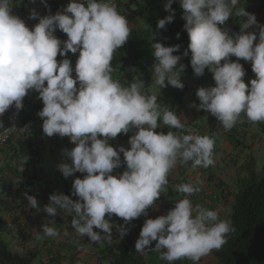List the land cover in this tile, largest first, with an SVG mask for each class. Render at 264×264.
I'll return each instance as SVG.
<instances>
[{"label": "clouds", "instance_id": "9594fccd", "mask_svg": "<svg viewBox=\"0 0 264 264\" xmlns=\"http://www.w3.org/2000/svg\"><path fill=\"white\" fill-rule=\"evenodd\" d=\"M172 3L167 0L164 4L170 14L158 21L159 29L173 21ZM179 3L190 39L191 67L198 77L208 68L216 83L197 90L201 102L198 108L219 120L225 130H230L242 113L253 123L264 122V25H258L255 15L244 8H235L238 0ZM12 7L11 0H0V116L13 104L17 110L22 109L29 90L37 91L44 105L37 113L43 120V133L48 137H69L75 145L70 151L65 150L70 163H60L59 171L65 178L76 172L86 173L72 184V196L78 199L63 193L50 194L43 211L50 216L58 211L74 213L72 227L90 241H100L101 234L110 241L113 227L123 238L129 229L110 223V218L115 214L127 224L142 214L147 216L146 210L161 196L178 160L192 161L194 166L204 168L215 164V135L156 132L161 118L168 128L183 129L182 116L169 107L161 113L157 95L142 93V79L134 78L125 87L112 78L113 54L130 36L129 22L118 13L113 0H70L62 11L43 17L33 10L30 18L39 22L31 30L12 13ZM233 9L235 16L248 19L242 24L241 33L230 35L220 25L233 15ZM253 25L259 27L258 37L256 32L243 31ZM57 29L67 35V40L54 35ZM180 47L153 44L152 73L160 88L184 87L180 79L185 69L179 63L182 56L173 55ZM69 51H79L74 69L67 58ZM58 54L64 57L59 62ZM232 56L251 61L256 78L250 86L243 80L242 64L239 59L230 60ZM131 128L138 131L130 136L129 148L120 146L117 150L108 143L110 138L127 134ZM120 153L127 170L122 175H112L121 166ZM28 159L25 155L20 161L22 172ZM177 190L187 195L166 215L146 219L135 249L152 250L155 241V250H165L161 259L169 264L182 258L198 264L211 250L221 248L234 228L230 221L220 220L217 211L193 205L188 197L200 191L199 187L184 183ZM25 196L29 205L36 208L35 197ZM42 232L50 237L59 235L47 224L42 226ZM42 238L37 232L36 239Z\"/></svg>", "mask_w": 264, "mask_h": 264}, {"label": "crops", "instance_id": "0c3cea01", "mask_svg": "<svg viewBox=\"0 0 264 264\" xmlns=\"http://www.w3.org/2000/svg\"><path fill=\"white\" fill-rule=\"evenodd\" d=\"M62 1L44 0L41 3L38 1L35 6L36 12L39 13L40 11L41 13L43 9L56 7ZM117 1L121 9H125L129 29L142 26L140 24L141 20L136 17V13L147 10L151 5H156V7L159 5L157 0ZM235 8H244L245 12L255 15L258 25H264V0H238ZM234 12L235 9H233V15L225 23L231 28H235V34H239L242 31V24L247 22L248 17H237ZM243 31L256 32L258 37L259 27L253 25L247 29H243ZM54 35L61 41L67 40V35L61 30L55 31ZM256 42H258V39L254 43ZM61 46L63 47V45ZM78 55L79 51L75 54L69 51L67 58L71 60L72 64H75ZM63 58L58 54L56 59L59 62ZM237 59H239L242 66L252 65L251 61H245L242 58L234 56L230 57V60L233 61ZM72 76L75 78V71H73ZM137 77L142 79L131 68L112 74V78L119 81L125 87L129 86L134 78ZM247 78H249V82L255 79V73ZM180 79L184 84V89L180 90H175L171 85L160 88L155 83L154 76L148 84L142 79L144 81L141 89L142 93L145 95L156 94L161 113H163L165 108L169 107L170 110L176 111L178 116H182L181 119L184 124L183 129L168 128L162 123L161 118L158 121L160 127L155 129V131L158 133L164 132L165 134L168 131H173L180 134L208 135V132H210L209 126L206 125L205 120L203 122L200 119V117H203L205 111L198 108L201 102L196 95L197 90L200 87H207L208 83L194 76L180 77ZM185 83H187V86H185ZM77 87H79V83H77ZM29 91L32 96H28L27 94L23 98V107L18 112L21 121L24 117L30 115L33 118L32 122L30 121L29 124L23 125L20 121V128L12 136L11 142L7 146L0 144V239L3 241L2 235L6 234L8 239L14 241L13 249L15 250L12 251V247L10 249L8 243L3 241L8 246V249L14 254L31 258L32 264H113L106 257L109 250L121 252L129 244L135 249V242L139 238V235H136V237H133L129 241V238L138 230L134 225H125L129 231L123 238L120 237L117 228L113 227L112 239L110 241L103 239L104 234H101L102 239L98 242H93L88 237L80 236L75 232L71 224L74 213L58 211L55 216H50L43 211L44 206L49 203L50 194H55L42 183L36 182L40 177H45L42 167L44 159L46 156L50 159H55L57 161V164H55L56 169L59 174H62L57 166L62 162L70 163L69 158L65 155V150L70 151L75 145L70 141L69 137H60L56 134L51 137L47 135L43 136L41 132L43 131V120L37 113L42 110L44 105L37 91ZM5 124L6 116L4 113L0 116V125H2L0 126V133L4 129ZM263 128L264 122L253 123L242 113L237 123L230 130H225L223 127L218 132V138L216 139L218 143H215L213 150L214 165L204 168L202 166H194L192 161L184 163L178 160L175 167L168 174L169 183L176 187L184 183L199 187L200 191L194 192L188 197L192 200L193 205L199 204L209 210L217 211L220 220L228 221L232 212L234 196L240 189V179L245 176L248 163L254 162L257 170L259 169L258 163L255 161L254 151L258 152L260 149H264L261 143L257 144L258 140L262 137L261 132ZM129 131L134 135L138 129L131 128ZM117 137L110 138L108 143L117 150L120 146L126 149L130 147L129 139L119 140ZM28 152H31L32 164L30 161H27L23 172L27 177L31 176L29 183L31 186H38L41 189L40 196H34L27 191L19 192L15 187L17 186V177L13 175L14 169L17 171V168L20 167V161L26 154H29ZM120 158L121 166L114 169L111 173L112 175L119 176L127 170L123 153H120ZM85 175L86 173L76 172L68 180L74 181L77 177L82 179ZM8 183L13 185L12 192L9 194H7V188V191H5L4 187ZM25 193L35 197L37 201L36 208H32L29 205ZM65 195H69V191H66ZM160 195L154 205L146 210L148 215H141L142 226L148 218L155 219L158 216L166 215L170 209L175 207V203L187 194L181 193L178 190L173 191L165 185ZM215 198L217 199L215 200ZM105 218L109 219L107 215ZM121 221H123V218L117 217L115 214L110 218V223L114 225H122ZM44 224L57 229L59 235L55 237L44 235L42 232ZM94 231L101 230L94 228ZM37 232H40V235L43 237L42 239H36ZM155 243L154 241L151 245L152 250L137 251L143 258L144 264H169L168 261L161 259V252L165 250H155ZM214 251L215 249L201 257L198 264L214 263ZM172 264H193V261L188 258H182L173 261Z\"/></svg>", "mask_w": 264, "mask_h": 264}, {"label": "trees", "instance_id": "16d2710c", "mask_svg": "<svg viewBox=\"0 0 264 264\" xmlns=\"http://www.w3.org/2000/svg\"><path fill=\"white\" fill-rule=\"evenodd\" d=\"M16 5L18 4L22 11L30 17V13L36 11V3L44 0H13ZM167 3V0H163ZM42 2V4H43ZM120 6V4H119ZM55 7V6H54ZM43 9V12L39 13L41 16L52 10ZM174 10V19L172 22L166 24L164 29L157 27L158 21L165 18L170 13L165 10H159L156 5H151L147 10L136 13V17L141 20V27L130 29V36L126 43L117 49L113 54L111 65L113 73L125 71L127 68H132L134 71L142 77L146 84H148L152 78V66L155 62L153 55V44L156 42L162 43L164 46H174L179 44L181 47L178 52L173 55H181L182 59L179 63L185 65V69L182 73L187 75H194V70L191 67V51L188 48L190 39L184 25L186 23L184 17V10L181 7L179 0H173L171 5ZM120 10L125 13V9ZM43 13V14H42ZM39 15V16H40ZM127 15V14H126ZM32 19V18H31ZM34 21L37 19H33ZM222 30H227L230 35L235 34V28H231L229 25H220ZM159 29L161 31V37L158 40L154 39V31ZM59 30V29H58ZM56 30V31H58ZM187 51L188 55L184 56V52ZM75 64L73 63V68ZM179 67V64L177 65ZM245 73H253L252 65L245 70ZM203 78H210L213 81V87L216 86L213 78V73L208 68L205 69ZM175 90H180L174 87ZM33 118L28 115L22 119V124L27 125ZM222 128V123L214 116L209 117V130L210 135L217 136L218 132ZM264 132V129L262 130ZM120 139H129L133 135L131 131L127 134H118ZM29 153V152H28ZM29 157L28 161H31V152L26 154ZM248 170L245 172V176L240 179V189L234 196V202L232 212L228 221L231 222V226L234 231H231L226 236V243L221 248L215 249L214 259L212 264H264V167L262 171H258L254 162H249ZM13 175L17 177L16 190L19 192H30L34 196H40V188L38 186H31V176H26L21 171L20 167L14 169ZM12 172V170H11ZM7 194L12 192L13 185L10 183L4 185ZM7 188V190H6ZM217 198H215L216 200ZM122 225L132 224L138 230L133 234L129 241L136 235L140 234L142 229L141 216L125 224L124 220L120 222ZM113 264H144L143 258L140 254L129 244L121 252H114L109 250L106 255ZM0 264H32V259L26 256L14 254L8 249V246L0 240Z\"/></svg>", "mask_w": 264, "mask_h": 264}, {"label": "rangeland", "instance_id": "374dc122", "mask_svg": "<svg viewBox=\"0 0 264 264\" xmlns=\"http://www.w3.org/2000/svg\"><path fill=\"white\" fill-rule=\"evenodd\" d=\"M54 1H56V0H54ZM152 1H155V0H152ZM157 1L159 2V5L157 6L158 9L159 10H163L165 2L163 0H157ZM11 5L13 6L12 9L20 8V6L18 4L16 5V3H14L13 0H11ZM250 67H251L250 65L243 66L244 70H247ZM252 74L245 73V76L243 77L244 82L247 85H249V86H250V82H249V78H247V77L251 76ZM186 76H188V77L194 76L195 78L198 77L195 74L194 75H187V74L182 73V72L180 73V77H186ZM198 78L201 81L205 80V82H207L209 84V85L207 84V87L208 86H213L212 79L203 78L201 76H199ZM185 86H187V83H185ZM183 89H184V87H183ZM28 96H32L30 91L28 92ZM27 113H29V112H27ZM34 113H36V112H34ZM208 116L210 117L211 114L205 111L204 114H203V117H200V119L203 120V122L205 120L206 125L209 126V117ZM41 132H42L43 136L46 135V134L43 133V131H41ZM261 134H262V137L258 140L257 144L261 143L262 146L264 147V132L262 131ZM208 135L211 136L210 132H208ZM98 138H103V137H98ZM117 138L119 140H126V139H120V136L117 137ZM217 138L218 137L216 136L215 137V143H218V141L216 140ZM43 139H45V137H43ZM254 156L256 158L255 161L258 163V165H257L258 168H259L258 171H262L263 167H264V149H260V151H258V152L254 151ZM56 162L57 161L55 159H50L49 157L46 156L45 159H44V163L42 164V167H43L44 173H45L44 174L45 177H43V178L40 177L38 180H36V182L42 183L45 187H47L48 189H51V191H53V193H55V194H59V193L65 194L66 191H69L70 198H72L73 200L78 199V197L72 196V184H73V181L72 180H68L71 176L65 178L63 176V174H59L57 169H56V165H55V164H57ZM246 171H249L248 167H246ZM166 187L171 189V190H173V191L177 190V187L175 185H171L169 183V181H168ZM0 203H1V200H0ZM2 236H3L2 240L5 241L6 243H8V245L10 246V249L12 247V251L15 250V249H13L14 241L11 240V239H8L6 234H3Z\"/></svg>", "mask_w": 264, "mask_h": 264}, {"label": "built area", "instance_id": "2783aa9c", "mask_svg": "<svg viewBox=\"0 0 264 264\" xmlns=\"http://www.w3.org/2000/svg\"><path fill=\"white\" fill-rule=\"evenodd\" d=\"M70 2V0H63L62 2H60L56 7H54L52 10L48 11L47 13H45L44 15L40 16H46L49 14H56L58 11H62L63 8H65L67 6V4ZM113 2L116 5L117 11L119 14H121L122 16H125L126 19L127 15L124 14L121 10H120V6H119V2L117 0H113ZM12 13L18 17H20L26 24V26L31 30L33 29V27L39 22V19L37 20H33L30 17H28L21 8H15L12 9ZM161 37V31L159 29H155L154 31V39L158 40ZM5 116H6V124L4 129L1 131L0 133V144L2 146H7L11 140H12V136L18 132L19 128H20V114L18 112V110L15 108L14 104L12 106H10V108L5 112Z\"/></svg>", "mask_w": 264, "mask_h": 264}]
</instances>
